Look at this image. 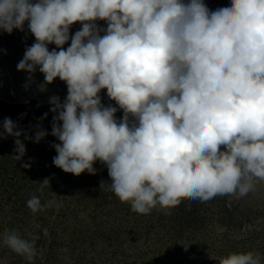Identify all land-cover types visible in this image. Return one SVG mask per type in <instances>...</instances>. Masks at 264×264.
Wrapping results in <instances>:
<instances>
[{"label":"clouds","instance_id":"clouds-1","mask_svg":"<svg viewBox=\"0 0 264 264\" xmlns=\"http://www.w3.org/2000/svg\"><path fill=\"white\" fill-rule=\"evenodd\" d=\"M26 21L36 42L17 70L39 67L46 83L58 77L67 85L63 103L50 99L56 167L94 175L100 161L108 190L141 215L170 214L185 199L243 197L264 181V0L211 11L204 0H0V30L23 31ZM76 22L82 29L64 50ZM103 89L121 120L116 107L102 105ZM2 127L0 138H15L21 160L24 133L11 118ZM46 135L39 128L35 142ZM46 186L47 178L40 191ZM54 203L33 195L27 207L35 214ZM39 238L13 231L2 242L32 262ZM219 264H261V257L230 253Z\"/></svg>","mask_w":264,"mask_h":264},{"label":"trees","instance_id":"trees-1","mask_svg":"<svg viewBox=\"0 0 264 264\" xmlns=\"http://www.w3.org/2000/svg\"><path fill=\"white\" fill-rule=\"evenodd\" d=\"M217 1L220 7L231 4V0L204 3L211 10ZM95 23L100 29L107 28L106 21ZM81 29L80 22L70 27L64 50ZM35 42L28 21L23 31L14 29L9 34L0 30V89H17L26 80L17 65ZM48 48L60 50L55 44ZM31 77L30 83L38 90L57 92L67 87L58 77L46 83L39 67ZM7 97L14 96L9 92ZM52 107L37 96L26 101L0 97V133L4 119L11 118L24 133L20 139L26 149L17 161L15 138H0V264H219L230 253L250 251L259 253L264 264V209L242 208L232 203L231 195H224L207 202L185 199L170 214L153 209L141 215L108 190L111 178L100 161L93 165L94 175L85 171L75 176L56 167L53 145L60 141L35 142L29 135V127L40 123L45 114L46 130L52 131L53 117L58 115ZM25 163L30 167H22ZM46 178L49 186L41 192ZM33 195L42 204L55 203L34 214L27 207ZM13 231L26 239L40 237L36 241L38 255L32 262L3 244L4 236Z\"/></svg>","mask_w":264,"mask_h":264},{"label":"rangeland","instance_id":"rangeland-1","mask_svg":"<svg viewBox=\"0 0 264 264\" xmlns=\"http://www.w3.org/2000/svg\"><path fill=\"white\" fill-rule=\"evenodd\" d=\"M204 2H211V0H204ZM218 8H221L219 1L213 4L211 10H216ZM23 75L25 76L24 78H26V80L22 83L20 87L14 90L9 89V91L6 90L5 88H2L0 89V97L7 98V99L12 98V100L14 101H17V100L26 101L29 98H32V96H37L40 98L41 102H43L44 104H51L50 99L55 96V97H59V100L61 103L65 101L67 94H68L67 87L57 92L38 90L37 86L34 83H30V80L32 79L31 74L27 73L26 71H23ZM9 92L13 94L14 97H7ZM99 95L101 97V103L104 107L112 106V107L117 108V112L115 113V118L118 121L121 120L123 118V110L119 109V106L116 104V102L111 100L107 96V90L106 89L101 90ZM47 122H48V118L46 117V118H43L40 121V123L31 125L29 127L31 129V132H29V135L35 139L36 132L38 131L39 128H42L48 133V135H46L40 141L58 142L59 140L55 136L51 135L52 131L46 130L47 126L49 125V123ZM231 199H232V203H235L242 208L264 209V181H256L254 191L249 192L246 196L240 197L238 194L231 195Z\"/></svg>","mask_w":264,"mask_h":264}]
</instances>
